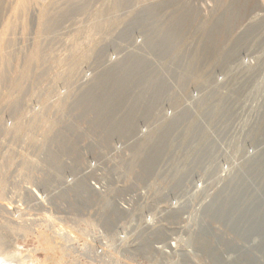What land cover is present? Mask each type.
Segmentation results:
<instances>
[{
	"label": "built area",
	"instance_id": "2783aa9c",
	"mask_svg": "<svg viewBox=\"0 0 264 264\" xmlns=\"http://www.w3.org/2000/svg\"><path fill=\"white\" fill-rule=\"evenodd\" d=\"M171 2L149 4L169 30L161 42L137 30L126 42L109 37L81 71L56 68L53 97L44 95L48 85L24 97L15 129L24 121L27 139L19 133L10 143L19 169L0 177L10 237L29 246L23 259L220 264L208 246L229 226L224 212L236 190L250 204L249 183L264 166V1L239 26L208 0ZM105 77L126 85V95L106 97V127L96 129L98 117L78 121L73 108ZM144 84L150 90L139 97ZM4 98L0 138L10 112ZM68 127L84 134L80 142L70 132L69 147L52 143Z\"/></svg>",
	"mask_w": 264,
	"mask_h": 264
},
{
	"label": "rangeland",
	"instance_id": "374dc122",
	"mask_svg": "<svg viewBox=\"0 0 264 264\" xmlns=\"http://www.w3.org/2000/svg\"><path fill=\"white\" fill-rule=\"evenodd\" d=\"M125 1L130 3L132 7L135 6L137 8L136 12H140L150 3H172L171 0ZM125 1L0 0V97H3L2 93H4L6 87L4 80H1L2 74L4 73L6 75L4 77L6 79L9 77L10 80L14 79V75L17 76L18 72L19 77H21L20 72L23 71L24 73L25 71L20 68L25 66L26 62H29V59H23L25 55L30 56L31 54L34 59H37L39 49H45L46 47L45 54L49 56L52 51L55 60L46 62L42 69L48 77L46 76L40 80L41 91L43 92V88L48 85L50 90L46 86L44 95L45 97H53L57 86L55 70L58 64L61 69L68 70L70 68L75 73L83 68L91 57H96L99 50L105 48L106 39L118 34L121 24L127 23L131 19L126 11L123 12L122 9L119 11V6L125 4ZM196 1L199 0H184L187 4H195ZM263 1L208 0L212 5H217L218 10L227 17L226 19H231L232 25L236 24V26L257 13L258 9L262 7ZM75 7L77 9H74ZM131 12L133 13L134 9ZM127 17L128 19L125 20L124 18ZM110 24L111 28L108 29ZM45 39H48L46 47ZM38 42L39 44L42 43L41 47H38L39 49H37ZM88 48L93 50L87 54ZM20 49H24L21 54H19ZM35 50H37V54ZM15 53L16 55L19 54L17 57H20V61L13 62L8 68V61L12 59L10 57H13ZM16 65L19 67L17 70H15ZM55 65L57 66L54 69ZM50 66L53 67V70L48 72ZM27 73L28 70L17 80L18 85L26 84L27 78L25 79L24 76H27ZM22 96L25 97V94ZM249 185L251 187L249 205L246 206V203H244V196L239 199L238 190L230 198L231 202H236V205H233L232 212L236 209V215L245 212L242 215L244 218L243 225L237 229L230 226L222 228V233L218 235L216 242L208 246V251L214 248L217 249L218 258L213 259L220 264H264V166L256 168L255 175ZM239 190L243 191L242 188H239ZM233 216L235 217V213ZM249 221L252 223L244 227L245 223ZM27 247L29 246L24 245L21 237L15 239L10 237L5 214L0 211V260L11 264L18 259L19 263L23 260L21 264H60L43 257L30 261L22 259L28 253L25 251ZM16 253L18 257L15 259ZM12 256L15 259H13L14 262L11 259Z\"/></svg>",
	"mask_w": 264,
	"mask_h": 264
},
{
	"label": "bare ground",
	"instance_id": "6f19581e",
	"mask_svg": "<svg viewBox=\"0 0 264 264\" xmlns=\"http://www.w3.org/2000/svg\"><path fill=\"white\" fill-rule=\"evenodd\" d=\"M124 3L125 4L119 6V11H121V9L123 10V12L126 11L127 15L132 20L130 19L129 20L130 22L127 21V23L121 24V26L118 30L119 31L118 34H115V36H114L115 37L114 40H116V42H117V41H121L125 38L124 41L126 42L127 41L126 37L129 34H131L132 32L137 30V31H142L144 33V38L146 36H147V38H148V36H150V37L155 36L157 38L156 41L158 40L159 42H161V40L158 38L169 31V30L164 31L165 30V28H164V22L165 21L161 22L162 20H164L162 10H160L158 7L147 6V7H144L140 12L137 11L138 12L137 13L136 12L137 8H135V6L132 7V5L130 3H127L126 1ZM77 7H75L74 9H77ZM130 8L134 9L133 13L131 12V11H133V9H130ZM124 19L127 20L128 17L124 18ZM131 21H133V22L131 23ZM110 28H111V24L109 25L108 29H110ZM141 28L145 29L147 31V33H145ZM170 30H172V29H170ZM253 31L255 32L256 29H253ZM44 32L46 33V31H44ZM47 33H49V32H47ZM50 34H52V33H50ZM244 36H250L251 37V32L247 33V34L245 33ZM116 38H118V39H116ZM246 38H249V37H245L244 39H246ZM156 41H155V43H156ZM46 42H48V39L44 40L45 47L47 46ZM111 44H114V43H110V45ZM41 45H42V43L39 44V42H38L37 49H39L41 47ZM90 47L94 48L93 46H90ZM23 48H25V47H23ZM91 48H88L87 54L92 52L93 49H91ZM45 49H41V50L39 49V51H38L39 57L37 59H34L33 55H31V54H30V56L25 55V57L23 58L24 60L29 59V62L28 63L26 62L25 66L20 68V69H23L25 71L24 73H26V70H28L27 76H24L25 79L27 78L25 85L20 86V85H18V81H17L23 76V74H24L23 71L20 72L21 77H19V72H18V75L17 76L14 75V79H12V80H10L9 77H8V79H6V77H4V76H6L4 73L1 76L2 77L1 80H4V82L6 84L4 93H2V96L5 97L3 99V103H6V109L8 107V109H10V112H9V114H7V112L4 113V117H5V115H6V117H5L4 122L2 123L3 138L2 137L0 138V145L2 144V146H0V177L5 178L6 174L9 173L10 169H14V170H16V168L19 169V167L16 164V162H18L17 158L19 156L18 151H17L16 157L14 159H12V156H11V155H15L14 151H13V147H15L16 144L11 145L10 143H12V141H14V139H16V138H14V136L16 134H19V133H20V139L19 140L17 139L19 142H21L23 144L24 141L27 139V138H25L26 130H25L24 121L22 122V128L21 129H15V126L20 125V116H21V113H22L24 107H26V104L24 102V97L22 95L25 94V97H33V96L38 97L39 94H42V91L40 89L41 88L40 80L42 78H45L46 76L48 77V75L45 72H43L42 69H43L44 65L46 64V62H48V61L52 62L55 60L53 52L51 51L50 55L47 56L44 52ZM23 51H24V49H22V50L20 49L19 54L23 53ZM36 51L37 50H35V53L37 54ZM19 54L16 55V53H15V55H13V57H10L12 59H10L8 61L9 62L8 68H10V66L13 64V62L20 61L19 60L20 57H17V56H19ZM36 54H34V55H36ZM119 64L121 65V67L124 68L121 71L122 73H125V74L126 73L127 74L134 73V71H135L134 67H131L132 72H129V70H130L129 65L124 67V65L122 63H119ZM56 66L57 65L54 66V69L56 68ZM58 66H60V65L58 64ZM15 68H16L15 70L19 69V67L17 65ZM142 68L143 67L141 65H139L138 70H142ZM52 70H53V67L50 66V68L48 69V72H50ZM81 70H82V68L79 71H81ZM33 71H34V74H33ZM134 76H135V74H134ZM105 78H106L105 82L98 81V82H96V84H93L89 89L83 90V93L79 96V97H83V98L77 100L78 101V104H77L78 109H76V107L73 108L74 113L76 110L82 111V113L79 115L80 118H78V121H81L82 117L83 118L87 117L89 113L94 115V117H98L99 119H95L93 121V125L98 126V127H96V129H99V127H100L99 125L106 127V110H107V108H106V103L104 102V100H106V97H116L120 94L126 95V90H125L126 85H124V88H122L114 78H112V77H105ZM124 82H125V80L123 81V83ZM87 87H85V88H87ZM149 87L150 86H148V85L145 86V84L142 85L139 88L140 91L137 92L139 97L147 96L148 91L150 90ZM23 89H24V91H23ZM79 92L80 91L73 92L72 97H73V95H75L76 93L78 94ZM93 97H99V98H93ZM103 97L105 99H103ZM4 109H5V105H4ZM7 120H8V122L11 123V125H8ZM59 125L60 124H57V126H59ZM101 128H103V127H101ZM58 129L62 130L60 128H58ZM70 132H73L71 135L73 138H75L76 140L79 139V141H77V142H80V139L82 137H84V134L78 133V127H77V129H75V132H74V130H72L71 127H68V128L63 129V133H62L60 140L57 137V134H55L54 139L53 140L51 139L52 143L60 141V143L62 144L63 147H66V148L69 147V145L71 144V140H70L71 136H68L66 134L70 133ZM20 147H21V145L19 146V148ZM73 148L77 149L76 143L73 146ZM50 153H52V152H50ZM51 157L52 156H49V158H48V165H51V163H53V161L51 160ZM59 157H60V160H62L64 157H66V155L60 154ZM57 158L58 157H56V159ZM19 163H21V162H19ZM0 184L4 185V183L1 180H0ZM238 191H239V189H238ZM236 192H237V190H236ZM238 196H239V194H238ZM0 199L4 200L1 197H0ZM236 212H237V209H236V211H233V212L229 211V210H226L224 212L226 216H230L227 224H229V226L231 228H234V229L240 228L244 223V218L242 215H244L245 212H243V214H240V215L239 214L236 215ZM234 213H235V217L233 216ZM251 218H252V213H251ZM251 223H252L251 221L245 223L244 227L250 225ZM210 252H211L210 256L212 258H214V259L218 258V253H217L216 248H214ZM7 253H9V252H7ZM16 255H17L16 257L14 256L15 259L18 257L17 253H16ZM11 259L13 261V259H14L13 256ZM18 260H15V262L14 261L13 262L16 264H21L23 261L22 260L21 263H19ZM1 263L11 264V263H7L5 261L0 260V264Z\"/></svg>",
	"mask_w": 264,
	"mask_h": 264
}]
</instances>
